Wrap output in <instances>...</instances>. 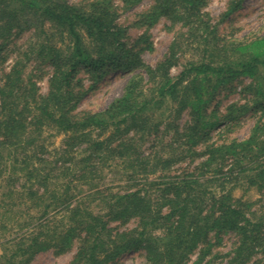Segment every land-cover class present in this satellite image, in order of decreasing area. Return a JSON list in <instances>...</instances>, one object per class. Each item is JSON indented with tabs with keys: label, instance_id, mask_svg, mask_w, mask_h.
Instances as JSON below:
<instances>
[{
	"label": "trees",
	"instance_id": "16d2710c",
	"mask_svg": "<svg viewBox=\"0 0 264 264\" xmlns=\"http://www.w3.org/2000/svg\"><path fill=\"white\" fill-rule=\"evenodd\" d=\"M200 2L153 0L140 14L143 24L166 16L186 28L152 65L124 42L113 0H0V64L9 42L31 32L0 80V264H28L49 249H74L69 264H108L130 251L143 252L142 264H264V193L255 209L232 195L242 181L264 188V34L220 39L197 15ZM184 44L201 57L172 76ZM28 60L53 66L45 95L24 74ZM114 69L129 74L121 95L99 111L71 113L82 96L78 73L97 83ZM241 77L251 80L245 102L210 111L217 90ZM250 109L260 115L246 137L210 140L223 119ZM170 129L184 138L180 155L144 153L148 137ZM47 130L65 134L51 156ZM185 156L200 160L172 172ZM111 164L126 174L123 191L102 182ZM129 220L132 229L109 226Z\"/></svg>",
	"mask_w": 264,
	"mask_h": 264
},
{
	"label": "rangeland",
	"instance_id": "374dc122",
	"mask_svg": "<svg viewBox=\"0 0 264 264\" xmlns=\"http://www.w3.org/2000/svg\"><path fill=\"white\" fill-rule=\"evenodd\" d=\"M77 1V0H70ZM201 0L198 14L204 15L209 21L211 27L214 28L216 35L220 39H246L256 35L264 34V0ZM235 2L236 4H233ZM116 10V22L124 28L123 40L128 46L140 52L141 58L149 64L154 65L162 60L169 49L171 41L175 35L185 27H180L178 24H172V21L166 16H160L152 24H143L137 22L140 14L148 11L153 6V0H138L135 4L127 6L123 0H113ZM31 32H25L19 37L12 39L3 50L2 54L7 55L5 61L0 64V80L3 72L9 70L11 64L17 56V49L25 46ZM182 48V53H178V61L170 67V75L174 76L178 73L181 65L187 60H198L201 57L200 48L191 46L190 48ZM195 47V48H194ZM24 74L31 75L32 80L36 83L37 92L39 95H45L48 90V81L53 73V66L48 61H33L25 62ZM129 77V74L119 69H114L105 75L97 83H93L88 78L84 71L78 73L80 79L79 89L82 96L77 104L71 109L73 114H81L84 111H99L107 106L114 98L121 95L124 85ZM2 82V81H1ZM251 80L247 77L235 78L229 84L219 88L216 96L209 104V110L215 111L218 115H223L232 105H239L245 102L248 93L245 87L249 85ZM165 108V106H164ZM161 111V110H159ZM156 112L158 115L160 112ZM237 117L232 123L228 119H223L222 122L209 132L210 140L221 141L222 139L244 138L248 135L254 121L260 115L256 109H250L246 113L233 112ZM190 115L187 111L183 112L177 119V124L180 129L188 125ZM45 131V144L50 152V156L54 155L55 149L62 147L65 141V134ZM160 136L145 140L142 145L144 153L159 152L167 155L176 151L180 153L185 148L184 138L177 136L174 130H162ZM154 137V136H152ZM201 143V142H200ZM201 144L195 146L199 149ZM46 154V156H49ZM180 155V154H178ZM200 160V157L185 156L182 160L176 162L172 172H180L181 169L192 167ZM105 167L102 177V182L112 187L114 190L123 191L126 189V174L121 169V165H113ZM153 177L152 175L150 176ZM148 177V179L150 178ZM149 187V186H148ZM264 193V188L257 185H249L246 181L239 182L232 190V195L235 198H240L242 201L253 203L252 209L258 208V200ZM113 232L132 229L136 226L135 220L127 222H111L109 224ZM232 241V235H223L222 244L219 249L226 251ZM1 253V245H0ZM74 249L66 252L58 253L53 249H49L35 255L28 264H69L72 259ZM144 262L142 251H130L121 255L118 259L108 264H142Z\"/></svg>",
	"mask_w": 264,
	"mask_h": 264
}]
</instances>
